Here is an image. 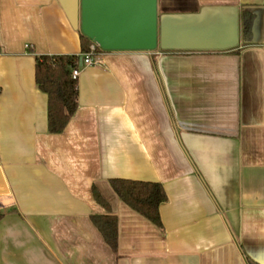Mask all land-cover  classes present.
<instances>
[{
    "label": "crops",
    "instance_id": "obj_1",
    "mask_svg": "<svg viewBox=\"0 0 264 264\" xmlns=\"http://www.w3.org/2000/svg\"><path fill=\"white\" fill-rule=\"evenodd\" d=\"M80 34V0H0V264H264V0H158V49L101 52L53 134L36 56ZM112 179L161 183L162 226Z\"/></svg>",
    "mask_w": 264,
    "mask_h": 264
},
{
    "label": "trees",
    "instance_id": "obj_2",
    "mask_svg": "<svg viewBox=\"0 0 264 264\" xmlns=\"http://www.w3.org/2000/svg\"><path fill=\"white\" fill-rule=\"evenodd\" d=\"M255 13L244 11L242 15V35L245 42L253 39ZM81 54L76 55H38L36 56V83L48 95V125L53 134L62 133L78 108V79L72 77V70L80 67V59L96 45V51H105L82 32ZM1 91V88H0ZM115 193L157 226L161 227L160 205L167 200L163 185L159 182H147L128 179H112ZM96 201L106 210V214H93L92 221L98 227L106 242L118 254L120 246L119 219L112 213L110 203L96 186L93 187ZM3 213L0 209V220ZM248 264H258L245 255Z\"/></svg>",
    "mask_w": 264,
    "mask_h": 264
},
{
    "label": "water",
    "instance_id": "obj_3",
    "mask_svg": "<svg viewBox=\"0 0 264 264\" xmlns=\"http://www.w3.org/2000/svg\"><path fill=\"white\" fill-rule=\"evenodd\" d=\"M80 31L105 51H156L158 0H80Z\"/></svg>",
    "mask_w": 264,
    "mask_h": 264
},
{
    "label": "built area",
    "instance_id": "obj_4",
    "mask_svg": "<svg viewBox=\"0 0 264 264\" xmlns=\"http://www.w3.org/2000/svg\"><path fill=\"white\" fill-rule=\"evenodd\" d=\"M26 47L30 48V45H26ZM101 52H105V51H101ZM101 52L96 51V45H92L91 51L83 55L82 65L80 64V67L74 68L72 70L71 73L72 77L74 79H78L83 67L101 64L102 63V59L100 58Z\"/></svg>",
    "mask_w": 264,
    "mask_h": 264
}]
</instances>
